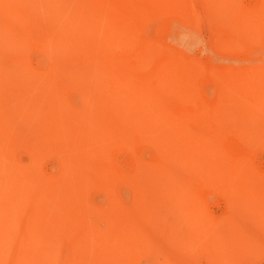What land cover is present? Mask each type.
Returning a JSON list of instances; mask_svg holds the SVG:
<instances>
[{
  "label": "bare ground",
  "instance_id": "obj_1",
  "mask_svg": "<svg viewBox=\"0 0 264 264\" xmlns=\"http://www.w3.org/2000/svg\"><path fill=\"white\" fill-rule=\"evenodd\" d=\"M254 1L50 0L95 39L49 69L29 108L9 107L0 87V264H264V206L243 199L264 203L243 137L264 121V58L211 69L194 54L205 38L216 52L264 48ZM236 144L242 154L219 162ZM214 185L237 203L218 218L198 201Z\"/></svg>",
  "mask_w": 264,
  "mask_h": 264
},
{
  "label": "rangeland",
  "instance_id": "obj_2",
  "mask_svg": "<svg viewBox=\"0 0 264 264\" xmlns=\"http://www.w3.org/2000/svg\"><path fill=\"white\" fill-rule=\"evenodd\" d=\"M244 4L253 7L255 1L245 0ZM60 11L62 12L50 0H0V87L7 94L3 93L9 101V107L29 108L33 92L43 91L52 84V79H46V75L50 72L49 69L55 65L66 64L67 61L86 54L87 45L92 39H95V35L91 33L95 32L92 23L87 21L91 25L87 24L84 19L81 20V17L73 14L72 11L66 13L67 15H62ZM71 16L75 19H72ZM205 42L206 44L201 46L200 51L197 50L194 54L196 56L203 55L202 57L209 63L211 69L225 64L240 67L247 63L248 59L264 58L262 57L264 48L261 46H257L255 51L249 55L246 52L238 54L216 52L211 49L208 38H205ZM81 72L68 71L69 75L66 81L87 87L96 85V78H82L79 76ZM35 73L44 77L45 80L42 79L45 81L44 85L43 83L37 84ZM211 86L209 84L208 88L212 89ZM205 94L210 101L213 100L212 92L206 90ZM68 119V115H63V121ZM257 125V128L253 129V133L248 131L243 136L249 141L251 140L246 144L249 145L248 148L251 151L256 153L254 161L256 168L251 170L253 174L264 171V134L260 133V131H264V121ZM145 127L146 125L143 124V128ZM65 135H63L64 138ZM230 138L233 140L235 137L230 136ZM245 148V145L241 144L229 146L226 149L229 154L226 153L227 156L221 154L218 161L233 163L232 158L242 154V150ZM20 156L26 160L24 155ZM44 159H46L42 164L44 172L47 174L56 172V160L54 158L50 160V157L48 161L47 158ZM110 161H116L122 169H128L133 165L132 157L128 152H116L114 158L110 157ZM223 163L225 164V162ZM210 189L211 191H206V194H200L198 201L209 211L211 217H222L227 212L229 205L237 204L234 199L222 194L221 187L214 185ZM120 195L121 200L129 201L130 194ZM243 199L253 204L261 203L262 207L264 206L263 199L256 195L246 194ZM58 259L56 263L63 262L64 254H61Z\"/></svg>",
  "mask_w": 264,
  "mask_h": 264
}]
</instances>
